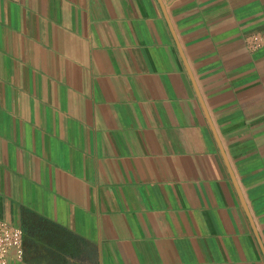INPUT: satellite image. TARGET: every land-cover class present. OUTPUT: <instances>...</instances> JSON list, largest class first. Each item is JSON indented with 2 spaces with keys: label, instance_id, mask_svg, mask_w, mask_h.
Returning a JSON list of instances; mask_svg holds the SVG:
<instances>
[{
  "label": "crops",
  "instance_id": "0c3cea01",
  "mask_svg": "<svg viewBox=\"0 0 264 264\" xmlns=\"http://www.w3.org/2000/svg\"><path fill=\"white\" fill-rule=\"evenodd\" d=\"M264 0H0L9 264H264Z\"/></svg>",
  "mask_w": 264,
  "mask_h": 264
},
{
  "label": "built area",
  "instance_id": "2783aa9c",
  "mask_svg": "<svg viewBox=\"0 0 264 264\" xmlns=\"http://www.w3.org/2000/svg\"><path fill=\"white\" fill-rule=\"evenodd\" d=\"M264 34L254 33L248 40L251 49L262 47ZM15 252L18 257L24 254L23 229L9 221L0 220V264H9V255Z\"/></svg>",
  "mask_w": 264,
  "mask_h": 264
}]
</instances>
